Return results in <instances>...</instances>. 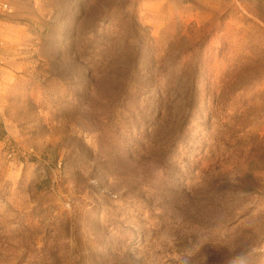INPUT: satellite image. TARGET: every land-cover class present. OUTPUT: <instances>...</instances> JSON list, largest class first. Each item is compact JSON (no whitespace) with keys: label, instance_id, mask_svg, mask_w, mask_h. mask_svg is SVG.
<instances>
[{"label":"rangeland","instance_id":"374dc122","mask_svg":"<svg viewBox=\"0 0 264 264\" xmlns=\"http://www.w3.org/2000/svg\"><path fill=\"white\" fill-rule=\"evenodd\" d=\"M0 264H264V0H6Z\"/></svg>","mask_w":264,"mask_h":264},{"label":"built area","instance_id":"2783aa9c","mask_svg":"<svg viewBox=\"0 0 264 264\" xmlns=\"http://www.w3.org/2000/svg\"><path fill=\"white\" fill-rule=\"evenodd\" d=\"M12 12L10 3L6 0H0V85L2 84L4 72L6 69V56L4 54L5 36H6V16Z\"/></svg>","mask_w":264,"mask_h":264}]
</instances>
